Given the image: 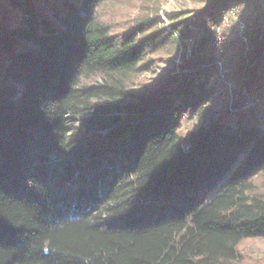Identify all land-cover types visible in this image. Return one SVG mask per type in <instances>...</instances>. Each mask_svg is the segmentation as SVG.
I'll return each mask as SVG.
<instances>
[{
  "label": "trees",
  "instance_id": "16d2710c",
  "mask_svg": "<svg viewBox=\"0 0 264 264\" xmlns=\"http://www.w3.org/2000/svg\"><path fill=\"white\" fill-rule=\"evenodd\" d=\"M134 1L0 0V264H240L264 238L260 18L239 99L219 63L245 43L215 28L246 0L168 28Z\"/></svg>",
  "mask_w": 264,
  "mask_h": 264
},
{
  "label": "rangeland",
  "instance_id": "374dc122",
  "mask_svg": "<svg viewBox=\"0 0 264 264\" xmlns=\"http://www.w3.org/2000/svg\"><path fill=\"white\" fill-rule=\"evenodd\" d=\"M137 1V0H136ZM134 1L132 6L134 5V9L129 10L133 16H136L139 13V9L142 4L147 1V3L152 4L153 6H157L159 8V19L162 20L163 25L166 28L170 27V19L176 12H189L187 17L190 16L195 17L196 19L198 12L203 9L206 4L213 0H140ZM240 18L247 24V29L243 32L240 29L239 24L236 19L233 20V25L231 27L226 28L222 32V37L226 38V45L228 46L230 41L241 37L245 43V47H241L237 50V53H234L232 57L226 58L223 62L219 63V67H221V77L223 80L230 79L232 82H229V86L233 91L235 98H243L248 96L246 94V90L242 83V75L248 68V55L249 50L251 49V42L255 39L252 36H247L246 40L244 39L246 33L251 31L254 23L253 19L260 18L259 22L261 23V27L264 29V0H246L245 3L238 5ZM126 6L125 8H127ZM120 15H117L116 18L120 19ZM225 35V36H224ZM216 38V33H215ZM223 41V40H222ZM193 45L190 41V45L188 46L187 56L188 58L191 56V49ZM176 71L178 73L181 72L178 64L180 63V58H176ZM173 69L170 65L165 62H161V64H151L150 71L147 74L143 75L141 79H153L158 76L167 75L172 72ZM175 73V72H174ZM224 107L228 106L225 103L222 104ZM221 105V107H222ZM221 107L217 108V111L220 112ZM231 107V104L229 105ZM200 125V120H198L195 116H186L182 122L181 134L183 137H186L192 131L196 130ZM257 184V188L259 191H264V176L260 175L255 179ZM239 263L240 264H264V238H254L244 240L239 246Z\"/></svg>",
  "mask_w": 264,
  "mask_h": 264
},
{
  "label": "built area",
  "instance_id": "2783aa9c",
  "mask_svg": "<svg viewBox=\"0 0 264 264\" xmlns=\"http://www.w3.org/2000/svg\"><path fill=\"white\" fill-rule=\"evenodd\" d=\"M239 9L237 5H232L226 13L222 16L220 21L218 22V25L215 28L216 31V38L217 41H222L224 38L222 37V32L233 25V20L236 19L237 23L240 26L241 31L243 32L245 29H247V24L240 18L239 15ZM246 35L244 39L246 40Z\"/></svg>",
  "mask_w": 264,
  "mask_h": 264
}]
</instances>
